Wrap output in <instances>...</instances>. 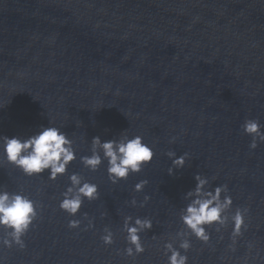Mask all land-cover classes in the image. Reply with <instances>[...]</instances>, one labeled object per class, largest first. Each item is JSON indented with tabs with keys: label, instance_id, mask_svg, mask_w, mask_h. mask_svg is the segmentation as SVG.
Here are the masks:
<instances>
[{
	"label": "water",
	"instance_id": "water-1",
	"mask_svg": "<svg viewBox=\"0 0 264 264\" xmlns=\"http://www.w3.org/2000/svg\"><path fill=\"white\" fill-rule=\"evenodd\" d=\"M247 119L264 126V0H0V135L62 127L77 149L68 173L100 192L71 217L59 207L67 175L29 177L0 158V190L22 191L38 207L23 249L0 243V264H167L164 244L182 226L197 173L227 185L229 215L247 211L239 235L229 221L208 227V242L191 237L188 264H264V142L249 148ZM125 134L155 149L140 173L112 184L104 165L91 172L80 163L93 137ZM170 150L188 153L173 175ZM126 215L153 220L135 258L123 252Z\"/></svg>",
	"mask_w": 264,
	"mask_h": 264
},
{
	"label": "clouds",
	"instance_id": "clouds-1",
	"mask_svg": "<svg viewBox=\"0 0 264 264\" xmlns=\"http://www.w3.org/2000/svg\"><path fill=\"white\" fill-rule=\"evenodd\" d=\"M241 127L244 134L252 137L250 149L254 150L258 143L264 142V126L259 120L247 119ZM165 155L172 161L167 169L169 175H173L174 169L183 168L188 158V153L177 156L176 152L171 150ZM154 157L155 149L144 141L143 136L125 134L109 140H101L99 136L93 137L90 154L80 156L79 160L83 167L91 172L98 171L104 165L108 180L112 184H118L127 180L131 174L140 173ZM0 158L29 177L46 171L52 180L67 175L69 183L61 193L59 207L71 217L80 214L85 200L92 202L100 198L99 186L96 183L81 173H68L69 165L77 159V149L75 141L62 131V127L48 124L40 126L38 131L27 136L0 135ZM194 179L195 187L183 196L187 203L180 210L182 226L176 231L174 240L164 244L167 264H188L186 253L191 248V237L208 242L210 233L207 228L213 224L217 225L219 230L231 221L233 236L239 235L245 225L246 209H236L229 215L233 201L228 194L227 185L213 188L210 186L209 177L201 173L195 174ZM147 183L146 179L140 180L134 185V191L142 192ZM150 199V196L145 195L139 202V207H145ZM130 205L136 207L137 199L133 197ZM37 208L36 201L22 191L0 190V229L6 233L0 243L6 247L16 245L23 249V236L36 219ZM83 215L88 217L87 213ZM80 225L79 219L69 220L70 228H79ZM94 226L93 221L89 220L86 230ZM152 227L153 220L149 217L126 215L122 227L127 245L123 250L124 254L133 258L142 254L145 248L141 233L151 230ZM101 240L105 245L115 242L114 233L109 227L104 228Z\"/></svg>",
	"mask_w": 264,
	"mask_h": 264
}]
</instances>
